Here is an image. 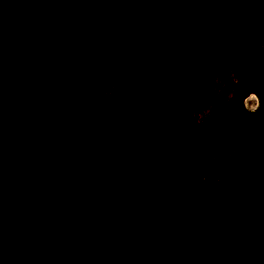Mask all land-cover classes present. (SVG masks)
<instances>
[{
	"label": "trees",
	"instance_id": "1",
	"mask_svg": "<svg viewBox=\"0 0 264 264\" xmlns=\"http://www.w3.org/2000/svg\"><path fill=\"white\" fill-rule=\"evenodd\" d=\"M0 264H264V0H0Z\"/></svg>",
	"mask_w": 264,
	"mask_h": 264
},
{
	"label": "rangeland",
	"instance_id": "2",
	"mask_svg": "<svg viewBox=\"0 0 264 264\" xmlns=\"http://www.w3.org/2000/svg\"><path fill=\"white\" fill-rule=\"evenodd\" d=\"M211 87L218 96L219 100H226L228 102L233 98V91L230 90L225 84L222 78H216L212 81ZM245 107L248 111H256L259 107V98L257 95H251L245 101ZM214 106H209L208 108L199 111L196 114L198 122L202 123L211 115Z\"/></svg>",
	"mask_w": 264,
	"mask_h": 264
}]
</instances>
